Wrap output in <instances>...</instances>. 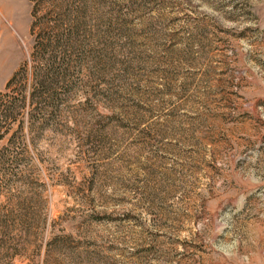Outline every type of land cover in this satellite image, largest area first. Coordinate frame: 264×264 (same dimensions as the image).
<instances>
[{
  "label": "rangeland",
  "instance_id": "obj_1",
  "mask_svg": "<svg viewBox=\"0 0 264 264\" xmlns=\"http://www.w3.org/2000/svg\"><path fill=\"white\" fill-rule=\"evenodd\" d=\"M70 1L66 90L32 127L30 27L67 1L32 18L0 0V94L17 74L0 217L18 253L0 264H264V0Z\"/></svg>",
  "mask_w": 264,
  "mask_h": 264
},
{
  "label": "trees",
  "instance_id": "obj_2",
  "mask_svg": "<svg viewBox=\"0 0 264 264\" xmlns=\"http://www.w3.org/2000/svg\"><path fill=\"white\" fill-rule=\"evenodd\" d=\"M66 1V6L63 7V12L61 14V20L50 27L49 32L46 31L48 29L44 27L41 31L34 34V27H36V24H32L30 27L29 33L31 36L34 35V44L31 54L33 89L28 94V106H33L36 111L29 121V125L32 127L42 122H38V120H40L38 116L41 115L48 106L45 102L50 100L55 102L57 100L56 98L59 96L58 92L66 90V83L69 79L68 70L71 67V61L66 55L70 54L74 47L77 46L75 38L78 32L81 31L82 25L78 22L72 23V15L67 9V5H69L71 1ZM28 2L32 5L30 16L36 18L39 7L48 4L50 0H28ZM76 49H78V47H76ZM16 77L17 74L7 84L5 88L6 93L3 95L0 94V123H11L15 121L14 99H12L10 95H7V92L10 89V85L15 82L14 80ZM1 151L7 152L9 150H7V148L0 150V164L3 163L4 160ZM6 162L7 164L13 163V161ZM8 223L9 220L7 215L2 218L0 217V251H3L0 257H4L5 260H8L7 262H11L18 253H15L16 251L9 245V241L13 238L9 235Z\"/></svg>",
  "mask_w": 264,
  "mask_h": 264
}]
</instances>
